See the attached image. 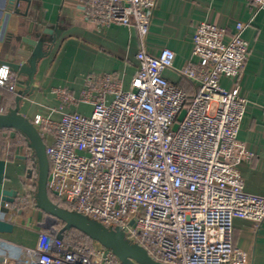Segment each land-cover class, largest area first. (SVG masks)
Wrapping results in <instances>:
<instances>
[{
	"label": "built area",
	"instance_id": "obj_1",
	"mask_svg": "<svg viewBox=\"0 0 264 264\" xmlns=\"http://www.w3.org/2000/svg\"><path fill=\"white\" fill-rule=\"evenodd\" d=\"M249 2V21L231 35L208 22L197 27L196 61L178 70L197 85L190 96L165 77L175 52L153 56L146 49L158 0H83L88 21L134 26L140 49L128 89L113 74L96 75L78 98L60 92L61 108L85 104L91 113L56 120L51 110L32 120L46 144L48 191L63 208L119 228L162 264L238 263L234 222L260 226L264 195L245 191L238 168L254 156L237 147L248 100L221 80H237L248 61L245 34L264 10V0ZM13 81L12 71L0 68V86ZM57 225L41 230L35 249L3 264H123L79 231L59 240Z\"/></svg>",
	"mask_w": 264,
	"mask_h": 264
},
{
	"label": "crops",
	"instance_id": "obj_2",
	"mask_svg": "<svg viewBox=\"0 0 264 264\" xmlns=\"http://www.w3.org/2000/svg\"><path fill=\"white\" fill-rule=\"evenodd\" d=\"M7 5L8 0H0V62L26 61L22 54L29 49L22 39L29 36L31 29L33 38L41 35L51 45L50 51L44 47L49 54L38 65L34 88L22 100L23 116L32 121L39 113L52 110V117L59 120L62 113H85L89 105L61 108L60 92L65 90L78 98L87 81L96 75L113 74L125 89L129 88L140 49L134 26L102 28L88 21L83 0H31L30 6L21 2L19 13L8 11ZM251 11L249 0H158L146 49L153 56H159L166 48L173 50L174 68L167 70L165 77L193 96L197 85L178 70L196 61L193 39L197 27L208 22L225 28L231 35L239 21H249ZM245 38L251 51L244 70L237 80L222 79L221 85L228 90L238 86L240 95L248 100L237 147L254 156L238 168L245 191L264 195V10L246 31ZM13 75L12 87L0 86L14 93L8 97L0 92V103H5L7 112L15 107L18 92L28 89L22 84L27 77ZM0 159L7 162L5 182L0 189L18 191L15 211L4 217L14 229L11 233H0V264H3L15 262L25 249H35L41 230L52 218L35 205L36 162L25 138L17 131L10 130L0 136ZM233 244L239 258L237 264H264V221L256 226L236 219Z\"/></svg>",
	"mask_w": 264,
	"mask_h": 264
},
{
	"label": "water",
	"instance_id": "obj_3",
	"mask_svg": "<svg viewBox=\"0 0 264 264\" xmlns=\"http://www.w3.org/2000/svg\"><path fill=\"white\" fill-rule=\"evenodd\" d=\"M26 2L29 6L31 0H8L7 10L19 13V5ZM29 36L22 39L29 51L22 54L26 61L11 62L1 61L0 64L8 67L18 77H27L25 84L28 89L19 91L16 97V105L7 113L0 114V130L12 129L20 133L31 149L36 162L37 180L34 195L35 205L58 223H63L58 233V239L62 240L67 231L76 230L86 235L90 240L99 243L111 250L123 264H162L153 260L147 252L137 244L131 243L119 228L106 227L98 221L80 213L71 212L55 203L49 195L48 181L50 175V162L47 156L46 144L40 133L30 119L20 113L23 98L34 88L35 76L40 61L48 56L51 45L41 38V35ZM49 31H44V34ZM49 51L45 52L44 47ZM6 160L0 159V186L5 182ZM18 197V191L0 189V233H11L14 225L4 220L11 211H15L14 204Z\"/></svg>",
	"mask_w": 264,
	"mask_h": 264
},
{
	"label": "trees",
	"instance_id": "obj_4",
	"mask_svg": "<svg viewBox=\"0 0 264 264\" xmlns=\"http://www.w3.org/2000/svg\"><path fill=\"white\" fill-rule=\"evenodd\" d=\"M11 90V89H10ZM9 89L7 90V89H0V92L1 93H5L6 95L5 96H8V97H10V96H12V95H14V93L13 92H11ZM7 112V109H6V106H5V103L3 102V103H0V114H3V113H6ZM10 130H12V129H1L0 130V136L4 133V132H10ZM20 134V133H19ZM22 136V135H21ZM35 187H36V185H35ZM49 195H50V197L52 198V200L55 202V203H57L59 206H61V207H64V204L59 200V199H56V198H54V197H52V195L49 193ZM63 226V223H58V227L59 228H61ZM90 241V240H89Z\"/></svg>",
	"mask_w": 264,
	"mask_h": 264
},
{
	"label": "rangeland",
	"instance_id": "obj_5",
	"mask_svg": "<svg viewBox=\"0 0 264 264\" xmlns=\"http://www.w3.org/2000/svg\"><path fill=\"white\" fill-rule=\"evenodd\" d=\"M85 113L86 114H89L91 112V107H85ZM47 226H56V222L51 219L48 223H47ZM58 226V225H57Z\"/></svg>",
	"mask_w": 264,
	"mask_h": 264
}]
</instances>
